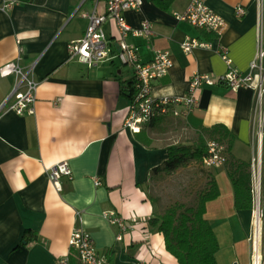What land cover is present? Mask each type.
Here are the masks:
<instances>
[{
	"label": "crops",
	"instance_id": "obj_1",
	"mask_svg": "<svg viewBox=\"0 0 264 264\" xmlns=\"http://www.w3.org/2000/svg\"><path fill=\"white\" fill-rule=\"evenodd\" d=\"M8 1L0 0V67L19 61L38 87L35 113L20 115L4 104L16 85L15 74L0 77V264H56L68 253L71 263L79 264L69 246L75 227L92 235L110 264H181L166 249L158 225L150 222L156 212L149 197L152 170L168 158L167 147L179 142L175 137L196 142L186 135L192 132L199 138L200 128L216 124L236 134L235 156L252 160L260 142L256 91L232 89L223 81L204 85L198 106L188 116L164 115L156 127L148 121L135 133L124 125L135 92L133 67L120 65L116 57L89 67L69 54V43L87 31L89 19L83 13L107 14L108 0H15L6 8ZM188 4L142 0L139 9L125 12L134 27L143 21L153 24L154 35L127 38L140 47L143 61H150L157 48L172 54L170 73L153 83L155 96L184 95L197 72L224 75L228 65L222 48L228 47L233 65L247 73L261 23L264 37V0H208L228 22L220 37L176 18ZM238 5L246 11L240 17ZM103 25L118 48L115 21L108 18ZM187 36L211 41L214 49L186 54L181 45ZM58 98L61 102L55 105ZM262 139L264 151V128ZM62 161L69 163L73 178L63 176L59 190L49 174ZM189 169L192 180L195 174ZM208 169L220 188L206 211L220 243L218 264H250L254 210L236 207L225 165ZM106 211H115L128 225L122 240L117 239L122 229L104 216ZM261 233L264 239L262 226ZM222 239L227 242L225 252Z\"/></svg>",
	"mask_w": 264,
	"mask_h": 264
},
{
	"label": "built area",
	"instance_id": "obj_2",
	"mask_svg": "<svg viewBox=\"0 0 264 264\" xmlns=\"http://www.w3.org/2000/svg\"><path fill=\"white\" fill-rule=\"evenodd\" d=\"M15 0L5 3L8 8L15 4ZM142 0H108L107 14H99L97 11L84 12L83 16L89 19V25L84 37L72 40L69 43L70 58H76L79 62L92 67L100 62L108 61L119 57L121 61L134 69V91L129 113L125 120V127L135 133L140 132L142 125L151 121L157 116L172 115L177 117L188 116L199 104V92L204 85H216L217 82H226L232 89L251 87L256 91L255 118L258 127L259 145L256 154L252 158L254 197L257 193L254 210L255 232L251 240L252 253L250 264H264V239L261 233L262 209L258 206V195L261 200V189L263 179V157L262 146L264 128V37L263 25L261 23L258 31V44L255 58L252 59L247 73H241L233 65V59L227 48H222L220 54L228 65L227 72L219 78L209 73L197 72L192 76L189 83V90L182 96H155L153 94L154 81L168 75L174 65L172 54L167 49L157 48L150 61H143L140 54V47L129 42L127 38L133 36H152L155 34L153 24L150 21H143L139 27L128 23L125 12L130 9H139ZM242 5L236 7L237 16L245 14ZM178 20L188 21L191 24L204 29L207 32L215 33L218 37L224 35L228 28L226 19L217 13L208 4V0H189L186 10L182 13L176 12ZM115 21L120 33L118 48L113 47L105 29L104 22L108 19ZM186 54L192 53L196 48L214 49L211 41L197 37L187 36L181 45ZM17 78L16 85L11 95L4 103L10 110L17 114H34L36 104V90L38 81H35L29 70L19 61H9L0 67V77L14 75ZM61 102V98L54 101L55 105ZM226 145L217 141L208 142V155L205 163L209 168H220L226 162ZM73 171L67 161L58 162L50 169V179L54 186L62 190L61 178L68 176L73 178ZM101 179H96V184H101ZM104 216L114 225L119 226L122 232L117 236L118 240L123 239V233L128 225L123 217L115 211H106ZM70 248L76 252L79 264H110L108 258L95 244L92 235L81 227H75L69 239ZM56 264H72L70 254L61 255ZM139 264H146L140 262Z\"/></svg>",
	"mask_w": 264,
	"mask_h": 264
},
{
	"label": "trees",
	"instance_id": "obj_3",
	"mask_svg": "<svg viewBox=\"0 0 264 264\" xmlns=\"http://www.w3.org/2000/svg\"><path fill=\"white\" fill-rule=\"evenodd\" d=\"M160 120L161 116H157L150 121V125L154 128ZM236 139V134L224 124L202 127L196 142L170 144L167 147L168 158L152 170L153 184L166 177L175 176L185 168H192L195 174L183 189L185 193L178 192L169 196L167 207L158 213L156 208L154 216L150 218V222L158 225L159 231L163 233L166 249L181 264H218L216 255L220 243L206 217L207 203L220 196L216 176L209 169H205L210 140L226 145L225 167L234 187L236 207L254 208L252 160L235 156L232 148ZM262 184L264 186V157ZM149 197L154 205L160 198L152 194ZM28 239H24L23 243H27Z\"/></svg>",
	"mask_w": 264,
	"mask_h": 264
},
{
	"label": "rangeland",
	"instance_id": "obj_4",
	"mask_svg": "<svg viewBox=\"0 0 264 264\" xmlns=\"http://www.w3.org/2000/svg\"><path fill=\"white\" fill-rule=\"evenodd\" d=\"M117 63H119L120 65H123V62L121 61V59L119 57H116L115 60ZM187 137H189V139L191 140H198V136L197 135H193L192 132L188 133L186 135ZM194 138V139H192ZM184 138L182 137H175V140H179L178 143L180 142H184L183 141ZM172 139H170V141H172ZM189 143V142H186ZM205 169H208V167H206ZM221 170V169H220ZM220 170L215 171L216 173L219 172ZM190 176H191V169L189 168H185V169H181V172L177 173L175 176H171V177H166V179H161L158 183L152 184L151 185V189H150V194H152V196L154 195L155 197H160L157 202L155 203L156 208H157V213L161 212L164 210L165 206L167 207V205L169 204V196H171L174 193H185L183 191V189H185L187 187L188 181L190 180ZM261 200H260V207L262 209V229L264 227V199H263V187L261 189ZM257 193L255 191V197H256ZM193 197V196H190ZM254 197V198H255ZM256 204H255V200H254V208H255ZM225 239H222V249L225 252L226 251V247H227V242Z\"/></svg>",
	"mask_w": 264,
	"mask_h": 264
},
{
	"label": "bare ground",
	"instance_id": "obj_5",
	"mask_svg": "<svg viewBox=\"0 0 264 264\" xmlns=\"http://www.w3.org/2000/svg\"><path fill=\"white\" fill-rule=\"evenodd\" d=\"M258 206H257V213H258V208H259V206H260V196L258 195Z\"/></svg>",
	"mask_w": 264,
	"mask_h": 264
}]
</instances>
